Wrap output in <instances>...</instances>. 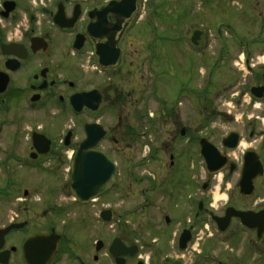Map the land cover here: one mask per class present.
Masks as SVG:
<instances>
[{
	"label": "flooded vegetation",
	"instance_id": "1",
	"mask_svg": "<svg viewBox=\"0 0 264 264\" xmlns=\"http://www.w3.org/2000/svg\"><path fill=\"white\" fill-rule=\"evenodd\" d=\"M191 1L176 0V7L170 9L168 14L188 11ZM247 1L251 3V0ZM256 4L264 6V0H256ZM158 7L157 0H0V113L4 117L0 119V129L6 125L7 110H19L23 102L32 109L38 106L70 109L69 99L72 95L93 92L100 99V104L95 112L84 106L78 115L84 118L78 147L86 139V126L100 125L105 130V136L96 150L104 152L116 163L118 170L114 185L98 199L80 205L71 195L68 196L80 208L98 209L92 216H80V227L83 222L89 221L88 226L82 228L88 231V238L80 235L78 240L70 238L68 231L61 227L59 222L64 220L58 213L62 211L56 208L52 200L41 211L27 204L35 199L33 192L39 185H25L27 179L19 177L13 168H8L6 175L0 174L5 181L0 182V232L12 225L21 226L12 229L4 237L0 234V255L8 256V264H26L23 247L28 240L37 236L46 237L44 247L49 256L47 264H117L110 253L114 240H119L123 247L120 252L126 253L121 258L123 264H264V122L252 118L241 121L232 111L215 107L210 93L215 86L213 71L218 64L213 63L206 54L203 56L210 60L211 66L205 73L207 80L204 88L199 89L194 81L191 92L187 93L186 88L182 90L181 97L187 95L189 99L177 105H168L163 97H159L163 105L158 118L164 121L173 119L175 139L183 141L185 148L189 149L180 153L177 149L168 148L170 165L158 177L155 173L158 170L151 168L141 169L135 177L133 167H128L134 157L133 140L139 132L130 122L131 115L120 117L119 122L115 117L120 108L128 107L127 102H119L124 100V94H118L117 81L119 83L122 80L123 74L134 75V54L132 51L130 53L134 41L146 47L143 59L147 70L150 69V63L156 67L150 61V51L152 59L157 56L159 60L162 59L163 56L157 53L162 54L160 45H156L151 36L154 21L161 17ZM261 10L264 11V7ZM195 34L197 39L193 44L191 38ZM205 35L203 26L196 27L185 43H191V48L197 50L205 45ZM220 50L224 53L220 57H223L228 49L221 47ZM189 54L197 58L193 51ZM244 60L243 56L242 62ZM250 62V59L246 61L248 69L252 70L249 74L255 77L256 65ZM161 74L155 78L160 91ZM253 88L264 89V75L263 80L250 85V93ZM240 95H233L237 96L239 104L245 100L244 94ZM34 98L38 100L34 101ZM195 101L203 105L198 121L183 110L189 102L192 108L197 107ZM261 101H264V92ZM91 102L96 105L98 100ZM108 113H112L110 116L113 118L109 125L102 122ZM193 115L196 119L197 114ZM147 120L153 122L154 118ZM15 122H18L17 118ZM17 125L14 124L15 143L20 141ZM35 132L40 131L32 134ZM74 134L72 131V140ZM228 138L231 139L225 143ZM247 140L251 144L242 151L241 147ZM203 141L211 144L215 151L213 153L222 159L214 160L210 166L211 171H218L215 175L207 172L208 167L201 155ZM104 143L110 146L109 150H102ZM60 144L63 145V139ZM121 145H125L127 153L122 152ZM54 146L53 141L52 151L45 157L37 155L32 146L28 157L31 162L47 158L56 160L61 168L69 167L71 162H68V154L64 151L55 152ZM110 152L125 155L124 171L119 169L121 164ZM247 152L259 158L263 172L252 181V192L249 194L242 191L241 183ZM149 155L147 153L143 159L149 158ZM6 159L14 163L20 160L18 167L21 168L26 158L10 152ZM195 159H200L203 165L205 181L202 183H198L194 177L199 171ZM4 162L0 163V168L5 165ZM119 180L126 182L127 189L142 186L137 191L133 190L132 195L127 192L125 198L142 199L147 206L158 194L157 190L169 197L172 204L170 212L173 214L164 215V234L160 238L155 236L149 240L144 237L132 240L128 231L130 220L138 218L142 223L140 229L145 230L147 222L148 225L155 222V217L134 216L132 207L125 210V215H121L117 212L119 204L100 208V202L114 189L121 191ZM217 181L219 184L215 188ZM66 182L64 187L70 190V173L67 174ZM214 188L221 197L218 200L215 199ZM219 201H222L220 205L217 204ZM20 202L24 206L22 211ZM7 203L14 205V209L9 210L13 215L4 210ZM147 206L140 208V211H145ZM104 212L109 214L111 228L118 223H125L122 228L113 229L109 239L98 237L95 231L96 224H105ZM36 219L45 221V224L39 225L40 228L35 227ZM166 231H170V235L164 236ZM139 234L142 236V232L139 231ZM216 243L221 247L214 248ZM99 245L101 247L98 249ZM102 256H107V262H103Z\"/></svg>",
	"mask_w": 264,
	"mask_h": 264
},
{
	"label": "rangeland",
	"instance_id": "2",
	"mask_svg": "<svg viewBox=\"0 0 264 264\" xmlns=\"http://www.w3.org/2000/svg\"><path fill=\"white\" fill-rule=\"evenodd\" d=\"M157 1L159 2L158 8L161 9L159 11L161 17L154 21V26L151 28V36L154 43L160 45L159 50H162V54L158 51L157 53L163 57L161 60L158 59V56L152 59L150 51V61H153L156 67L154 68L153 64L150 63V69L147 70L145 58L143 59L146 55V47L142 46V43L134 41L130 50V53L132 51L134 54L132 59L134 75L131 77L130 73L123 74L122 80L119 83L117 81L118 94H124L122 96L124 100L119 102H127L128 107L126 109L120 108L115 117L119 122L120 117L124 118L126 115H131L130 122L134 129L139 132L133 140L132 152L134 157L132 164L128 166L133 167L135 177H137L141 169L148 168L158 170L155 172L158 177L159 173H165L162 170L167 169L170 165L168 148L177 149L180 153L189 149V147L185 148L186 144L183 141L175 139L176 126L174 120L166 119L164 121L158 118L160 108L163 105L159 101V97L160 99L163 97V100L167 101L168 105L169 103L170 105H177L179 102L183 103L185 99H189L187 95L181 97L182 90L186 88L187 93L191 92L194 81L196 86L200 87L199 89L204 88L205 80H207L205 73L211 66L210 60L205 58L204 54L213 63L218 64L213 71L215 86H213V92L210 93L215 107L220 110L227 109L232 111L241 121L249 118L260 122L264 121V101H254L249 89L250 85L256 81L263 80L264 75V69L262 68L264 66V11L261 10L264 6L257 5L256 0H251V3L247 0H192L188 11L178 12L174 15L168 14V12L176 7V0ZM202 26L206 33L205 45H202L197 50L192 49V44H186L185 39H190V32L193 29L196 27L201 28ZM143 40L146 39L143 38ZM257 41L258 44H255ZM221 47L228 49L225 50L227 53L223 56L224 58L220 57L221 54H224L220 50ZM136 50L139 52L136 53ZM191 51L197 55V58L189 54ZM243 56L245 58L244 62H242ZM248 59H250L251 64L256 65L254 70L255 77L249 74L252 70L247 67L246 61ZM160 62H162L161 66L159 65ZM160 72H162L160 84L163 91H160L158 81L155 79ZM234 73H236L235 76H233ZM237 93L244 94L243 99L245 98V100L241 104L238 103L237 96H233ZM250 101L251 104L249 105ZM194 104L197 107L192 108L190 102L182 107L183 110L185 109V113L191 114L194 120L198 121L199 114H202L203 105L201 104V106L197 101ZM61 109H47L42 106L32 109L26 107L25 102H23L19 110H7L5 116L6 125L0 129V163L6 160L4 162L5 165L0 168V174L6 175L8 168L14 169L19 177L27 179L28 183L25 185H32L33 187L39 185L40 187L33 192L36 196L35 199L33 202L28 201L27 204H31V206L41 211L46 209V203L52 200L56 208L62 211L58 213V215L60 214L59 217L64 220V222H59L61 227L68 231L70 238L78 240L80 235H85L88 238V231L82 228L88 226L89 221L83 222L85 224L82 223L80 227V216H92L98 209L93 207L80 208L68 197L70 190L64 187L67 183L68 166H64L65 170L64 167L61 168L57 164L56 160L44 158V160L39 162H31L28 157L32 148L31 137L34 131L43 132L44 135L54 141L55 152L64 151L70 155L78 147L82 138L81 123L84 118L72 113L68 107ZM193 114H197L196 119ZM1 115L0 113V119H4ZM110 115L112 113H108V116L102 119V122L109 125L113 119ZM16 118L18 122H15ZM153 118V122L147 120L151 121ZM14 124H18L16 130H20V141L18 143L13 140L15 133ZM228 128H231V126H228ZM70 129L75 134L71 146L66 149L60 144V141ZM109 143L112 144L110 141ZM244 144L247 146L251 143L247 140V142L244 141ZM254 145L256 146L257 144L255 143ZM109 147L108 144L104 143L102 150L106 148L109 150ZM121 148L122 152H128L125 150V145H121ZM244 148L245 146L242 145L241 150L243 151ZM10 152H16L20 154V157H25L26 159L22 160L25 165L20 168L18 167L19 163H21L20 160L17 161L18 163L15 162L16 164L11 159L7 160L6 158ZM110 153L121 164L119 169L124 171L126 167L125 155ZM147 153L150 154L149 158L143 159ZM182 161L187 160L182 159ZM195 166L199 168V171L197 170V174L194 177L198 183H202L205 181V173L202 170L203 165L200 159H195ZM0 182H5L1 179V176ZM118 184L121 185V191L114 189L109 196L100 202L102 205L100 208L103 209L108 204H119L117 212L121 213V215H125V210L132 207L134 216H153L156 221L149 225L146 221L147 227L145 230L140 229L139 225L142 223L138 218L129 221V230H127L130 232L132 240H139L141 237L148 240L155 236L160 238L164 234L162 229L164 215L173 214L172 211L170 212L172 204L170 199H168L169 197L157 190L156 193L158 194L147 206L142 199L125 198L127 192L132 195L133 190L137 191L142 186L129 187L127 189L125 181L119 180ZM218 184L219 182L217 181L215 188ZM214 191L217 192L216 189ZM112 198L114 200H111ZM215 199L218 200L219 198L215 196ZM221 203L222 201H219L217 204L220 205ZM139 204L141 205L139 206ZM20 205H22V211L24 208L22 202H20ZM13 206L12 203H7L4 206V210L8 213L9 210L14 209ZM145 206H147L145 211L141 212L140 208ZM9 215H13L11 211ZM43 223L45 224V221L36 219L35 227H39ZM174 223L176 224L177 221L175 220ZM123 226H125V223H118L114 228L110 227V223L96 224V235L102 239H109L108 236L113 229L122 228ZM170 230L172 231L173 229ZM139 231L142 232V236H140ZM167 235H170V231L165 232L164 236ZM217 247L220 248L221 246L217 245V243L214 244V248ZM102 258L103 262H107V256H102Z\"/></svg>",
	"mask_w": 264,
	"mask_h": 264
},
{
	"label": "water",
	"instance_id": "3",
	"mask_svg": "<svg viewBox=\"0 0 264 264\" xmlns=\"http://www.w3.org/2000/svg\"><path fill=\"white\" fill-rule=\"evenodd\" d=\"M196 34L193 37V42H196ZM263 88L252 89V94L258 99L263 98ZM37 101L38 98H34ZM92 100H98L96 105L92 104ZM70 104L72 110L79 114L83 110L84 106L88 107L92 111H97L100 99L96 94H75L70 98ZM87 139L81 144L79 149L75 153L73 163L71 165L72 176H71V193L74 198L80 204H87L90 200L101 196L107 189H109L115 182L117 176V170L115 165L102 153L91 151L100 142L104 136L103 129L98 126H86ZM71 133L65 138V146L70 145ZM231 138H228V142ZM33 147L36 151L42 155H46L50 152L51 141L41 134H34L32 137ZM207 143V142H206ZM202 142V155L205 158L208 168H210L214 160L222 159L213 153L214 148L210 144ZM235 147V146H234ZM84 154L85 151H89ZM215 171H210L213 174ZM262 165L257 156L252 157V153H247L245 157L244 170L242 175V191H246V194L252 192V181L261 176ZM247 185V186H246ZM246 186V187H245ZM249 186V187H248ZM108 213H103L105 221H109ZM21 226L12 225L5 231H1L2 237L12 229H19ZM46 237L37 236L28 240L24 247V260L26 264H47L49 256L45 250ZM101 247L99 245L98 249ZM123 249L119 244V240H115L110 248L111 254L115 257L117 264H123L122 256H125V252H120ZM0 263L8 264V256L4 257L0 255Z\"/></svg>",
	"mask_w": 264,
	"mask_h": 264
},
{
	"label": "bare ground",
	"instance_id": "4",
	"mask_svg": "<svg viewBox=\"0 0 264 264\" xmlns=\"http://www.w3.org/2000/svg\"><path fill=\"white\" fill-rule=\"evenodd\" d=\"M243 146H245V147H246V145H245V144H243ZM215 196H216L217 198H221V197L219 196V194H218V191L215 193Z\"/></svg>",
	"mask_w": 264,
	"mask_h": 264
}]
</instances>
